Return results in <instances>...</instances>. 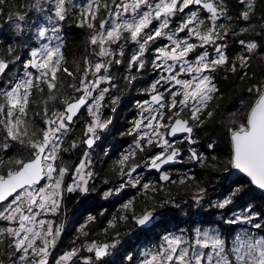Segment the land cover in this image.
<instances>
[{"label": "snow or ice", "instance_id": "6c2138e0", "mask_svg": "<svg viewBox=\"0 0 264 264\" xmlns=\"http://www.w3.org/2000/svg\"><path fill=\"white\" fill-rule=\"evenodd\" d=\"M8 2L0 0V21L17 42L9 37L0 46V264H108L121 221L150 225L157 208L171 202H157V193L195 181L168 170L185 162V153L187 162L225 174L222 196L209 199L198 182L192 196L218 219L165 235L138 259L127 255L129 264H264V213L242 204L247 191L232 179L239 173L264 191V73L251 71L264 59V12H257L264 0H26L6 11ZM68 21L87 33V54L74 69L64 51ZM149 70L155 77L143 90L148 98L136 102V118L123 133L132 141L110 167L119 183L106 179L110 186L98 191L108 200L136 188L150 208L138 214L134 200L123 203L103 230H115L108 242L88 239L96 219L89 216L71 247L56 255L65 232L56 218L68 194L97 190L93 152L113 123L106 112L119 101L117 81ZM218 76L245 84L239 107L220 112L229 143L224 164L198 150L196 134L220 110ZM77 152L78 160H65ZM144 169L158 179L145 180ZM220 225L238 230L229 239Z\"/></svg>", "mask_w": 264, "mask_h": 264}, {"label": "trees", "instance_id": "16d2710c", "mask_svg": "<svg viewBox=\"0 0 264 264\" xmlns=\"http://www.w3.org/2000/svg\"><path fill=\"white\" fill-rule=\"evenodd\" d=\"M26 0H9L8 4L5 5L6 11H16L17 4L24 3ZM231 3H234V0H230V6ZM257 12L258 14H261L264 12V5H261L258 3L257 5ZM69 23L73 24L71 21H68ZM67 22V24H68ZM74 28H71L70 31L67 30V36L64 38L66 45H65V56L68 60V67L70 69L75 68L74 62H82L80 59L82 56H85L87 54V40L85 41V35L87 36L86 30L77 28L73 24ZM0 27H2V30H0V46L6 45L9 42V37H12L11 42L16 43V38L12 36V32L9 29V27L3 26V22L0 21ZM23 39V37H22ZM257 39H259L257 37ZM233 51H235V47L233 48ZM17 71L20 69V65L17 64L13 71ZM251 71H254L257 73V75L264 73V59H257L253 63V67ZM116 74L120 75V70L116 71ZM155 76L154 73L149 70V72L144 73L143 75L137 76V78L130 83H124L122 80H118V83L120 84V87L124 89V92L128 95V101H126L127 105V111L125 114H123V117L121 120L118 121L117 125H115V131L114 133L109 137L108 144L114 148H126L131 142L129 136L123 135L124 132H126L131 127V121L135 119V112H137L136 108V101L133 100L134 97H137V101L142 100L141 94H143V90L148 87V85L151 83V81L154 79ZM217 82L221 88V91L223 93L221 104H220V110L217 112V114L214 116L212 120H210L207 124L204 125L202 130V135H200V139L203 141V144L205 146V155L211 158L212 156H216L221 164L226 163L229 156V143L228 138L226 136V128L222 127V117L220 116V112L224 111H235L239 105L237 104V101L242 93L243 88L245 87V84L241 82L239 86L236 85L235 79L232 76H229L227 80H224L218 76ZM134 93V97H131V94ZM144 95V94H143ZM132 111V113H131ZM131 113V114H130ZM209 143H215L214 149H207V144ZM115 151V149H114ZM20 152H23L21 149ZM115 153V152H114ZM73 153L66 154L64 156L66 161L74 160ZM190 175L195 177V181H190L188 184L185 185H168L163 192L157 193L156 195V201H162L164 199H170V201L175 200V205L179 204L181 209L182 203L184 201L189 200L192 196V192L196 189V183L198 182L200 186L207 187L208 188V198L215 200L222 196L225 193V187H224V180L222 177L225 175L223 172H215L212 171V169L208 166H200L197 164V169H194V172L189 174V172L184 173L183 176ZM232 179L234 181H237L239 183H243L245 186V189L247 191V195L244 198L243 203L250 204L254 209L260 210L262 213H264V192L258 191L255 189L252 185L248 184L247 178L245 176H242L240 174H234L232 175ZM151 195V194H149ZM188 199H184V197ZM181 199V200H180ZM184 199V200H183ZM134 207L137 211V213H140L144 207H150L152 204V201L148 199L147 196H145L143 193L139 196L135 197L134 201ZM205 204V208L202 206L200 208H197L196 210H192L191 213L188 215H185L187 218L183 217L182 221L183 223H179L174 226L173 229L168 230H175L176 228L182 229L181 226L184 224H189V227L193 228V226H197L200 222H210L212 220H216L219 217V213L216 212L215 215L212 213L215 212L214 209H210ZM176 208V206H175ZM72 209H74V206L72 204L69 205V211L72 213ZM160 213L167 215L168 217H173L172 219H176L175 221H180L179 217H181L180 213H176L177 210L173 213V209L169 206V204L166 207L163 208H157ZM180 209V208H179ZM180 211V210H179ZM89 213H93L95 216H98L96 219V222L92 224L94 228H101L104 224H107V215L100 216L98 208L92 207ZM110 216L108 219H110ZM112 219V217H111ZM130 220V219H129ZM190 221V222H189ZM121 224V222L119 223ZM126 226H120L118 227V230L120 232V238L124 239V243L126 246V252L127 255H132L134 258L138 259V253L139 249L141 248L139 240V237L137 235L133 238V233L135 232L134 227H130V221H127ZM166 226V224L164 225ZM186 226V225H185ZM184 227V226H183ZM222 232H224L229 239H231L236 231L238 230V226L230 228L227 225H220ZM179 229V230H180ZM94 233L93 231H91ZM115 232V230H114ZM113 232V233H114ZM164 232V231H163ZM73 238V237H72ZM72 238H68L69 241L72 240ZM151 238H157L160 239V236H151L150 238H147L146 240L150 241ZM152 246V245H150ZM146 245L145 247H150ZM123 262V263H122ZM120 263H111V264H129L126 258L123 259V261Z\"/></svg>", "mask_w": 264, "mask_h": 264}, {"label": "flooded vegetation", "instance_id": "af4514ba", "mask_svg": "<svg viewBox=\"0 0 264 264\" xmlns=\"http://www.w3.org/2000/svg\"><path fill=\"white\" fill-rule=\"evenodd\" d=\"M147 72H149V71H147ZM133 81H131V82H133ZM114 95H118L119 96L118 103L122 104V106L120 108V112L116 111V109L119 107L118 103L115 106V112H111L110 110L106 112L107 115H110L112 117V121H113V123L111 125V130L112 131L109 133V136H104V142L105 143H103V144L102 143H98V145H97V147H96V149L94 151L95 153H94L93 159H94V163H95V171L98 174L96 179H95V185H96V189L97 190L93 191L92 193H90L85 198V200H88V202L91 203V208L95 207V206L98 208L99 215H100L101 212H104V215H100V216H104L105 217V215H107V219L105 220V221H107V224H104L101 228L98 229V228H94L92 226V224H94L96 222V219H97L98 216H95L93 213H90L91 216L96 217V219L94 221H92L91 224L88 226V230L90 232L93 231V232H98V233H101V234H103L104 233L103 230L108 227V221L111 220V217L120 215V208H121V205L124 202H127L128 200H134L135 201V197L139 196L140 194H142V192H140L139 190L135 191L134 188H131L130 189L131 191L128 194H126V192H128V191L125 192V195H124V197L122 199H121V197L120 198L113 197V198H111V200H105V199L102 198V196L99 194V191H98V190L107 189L110 186V185H105L103 183V181L106 180V179L110 181L111 185L119 183L118 180H115L113 178V174L110 171V167L112 165V162L115 159H117L119 153L123 149H125L124 147H122L120 149L114 148V147H112V146H110L108 144L109 137L115 131V125H117L118 121L122 119L123 114H125V112L128 110L127 109V105H126V101H128V95H127L126 92H124V89L114 92ZM131 97H134V93L131 94ZM140 98H142V100H144V99H147L148 97L146 95L141 94ZM136 99H137V97L133 98V100H135L137 102V100H139V99H137V100ZM131 113H132V111H131ZM136 114H137V112H135V118H136ZM201 130L202 129H198L197 133H196L197 134V138L199 140L198 150L205 153V150H204L205 146L203 144V141L200 139V135L203 134ZM77 135H79V129H77ZM129 140L131 142L132 141V137ZM114 149H115V151H114ZM72 155L74 156V158H78L79 157V153L78 152L74 153ZM184 160H185V162H183V163H177V164H174V165H171V166L168 167V170L173 173V178L174 179L177 178L176 171L187 169L188 171H186L185 173H187V172L193 173L194 169H197V164L196 163L187 162V154L186 153H185ZM96 164H99V166H97ZM183 174L184 173H182V175ZM143 175H144V178L145 177H148V178L151 177L152 179H154V181L157 180L158 176H159V174L157 172H155L153 170H148V169H144ZM121 200H126V201L122 202ZM72 201L74 203H71ZM119 201H121V202H119ZM76 203H77V201L70 200V197H69V194H68V196H67V198L65 200L64 209L68 210L70 204H72L74 206V204L76 205ZM68 214H71L69 210H68ZM109 215H112V216H110V219H108ZM125 223L126 222L121 221V224H118V227L126 226ZM152 227H153V223H151L150 226L148 225V226H143V227H139V226L136 225V235L139 237L140 235H142L144 233V230L142 228L150 229ZM113 232H114V230H112V229L109 230V236H107L108 239L109 238L112 239V236L114 235ZM65 233H66V231L62 235L61 244H60L58 250L56 251V255H59L62 252L63 247L69 248L67 246L70 245V241L71 240L70 241H69V239L67 240V235ZM73 236H69L68 238H72ZM94 236L95 235L92 232L89 235V237H94ZM119 239L121 241V246L118 247L116 253L111 258L110 262L108 261V263H110V264L111 263H120L127 256V252H126V246L127 245L124 243V239L123 238H120V236H119ZM106 241H104V242H106Z\"/></svg>", "mask_w": 264, "mask_h": 264}, {"label": "rangeland", "instance_id": "374dc122", "mask_svg": "<svg viewBox=\"0 0 264 264\" xmlns=\"http://www.w3.org/2000/svg\"><path fill=\"white\" fill-rule=\"evenodd\" d=\"M35 19H36V16H35V14H33V20H35ZM70 26H71V28H74L73 24H71L69 22H68V24L66 23L64 25V29H63L64 38H66V36H67V30L70 31V29H69ZM85 38H86L85 39V41H86L87 40V36L86 35H85ZM83 57L84 56H82L80 59L82 60ZM15 71H17V69ZM116 71H118V70H116ZM118 104H119L118 105L119 107L116 109V111L120 112V108H121L122 104H120V103H118ZM111 131L112 130H111V126H110V130L102 136V140L100 142H98V143H102V144L105 143L104 142V136H109V133ZM94 153L95 152H93V156H94ZM19 154L20 155H26V153L24 151L20 152ZM66 154H69V153H66ZM78 158H74L73 161L78 160ZM94 165H95V163H94ZM96 165L99 166V164H96ZM186 171H188V170L187 169H183V170H180V171H176V174H177V178L176 179H179L180 177H183L182 173H185ZM232 175H234V174H232ZM144 179L145 180H153L154 181V179H152L151 177H149V178L145 177ZM130 189L131 188H128L123 193H121L120 195L113 196V197H115V198H120L121 197V199H122L124 197L126 191H128V192H126V194H128L131 191ZM134 189H135V191H138V189L137 190H136V188H134ZM195 191H196V189L192 192L193 193L192 196L195 194ZM192 196H191V198L189 200H187V201L185 200L184 203L181 204L183 209H181L179 204L175 205V203H177V202H175L174 199H173V201H171L169 203V206L173 209V211H172L173 213L177 210L176 213H180L181 214V217H179L180 221H175L176 219H172L173 217L170 218V217H168L165 214L159 213L158 209L156 210V212H155V221L153 222V227L150 228V229L142 228L144 230V233L139 236V240L141 241V243H140L141 248L139 249V252L143 248H145L146 245H148V246L152 245L153 246V245L158 244L162 240V238L165 235L169 234V233H179L181 230L191 231L192 227L191 228L189 227L190 223L189 224H184L183 225L184 227L181 226L182 229H180V227L178 229L176 228L175 230H168V229H173L175 225H177L179 223H183L182 218L183 217L187 218L185 215H188L189 213H191L192 210H196L197 208H200L193 202ZM69 197H70V200L77 201L76 205L74 204L75 207H74V209H72V213L68 214V210L64 209V205H63V209H64L63 214L60 217L56 218L58 222L59 221H63L64 222L65 231H66L65 234L67 235V240H68L69 236H73L74 235L73 236V238H74L77 235V231H76L77 228L81 224H84L87 221V218L89 216H91V214L89 212L92 209L91 208V203L88 202V200H85V198H86L85 196L76 195V194H69ZM113 197H110L108 200H111V198H113ZM185 198H186V196L184 197V199ZM186 199H188V198H186ZM121 201L123 202V201H126V200H121ZM121 201H119V202H121ZM71 203H74V202L72 201ZM64 204H65V202H64ZM175 206H176V208H175ZM203 207L205 208V204L203 205ZM147 208H150V207H147ZM144 209H145V207H144ZM129 221H130V227H134L135 228V232L133 233V238H134V236L136 235V223H135V221H133L131 219ZM90 224L91 223H88L87 230H88V226ZM165 224H166V226H164ZM165 227H167L168 229L165 228ZM89 233H91V232L89 231ZM94 235H95L94 237H88V239H90V240H98V241L102 240L103 242L106 241V240H107L106 242L111 240V238H109V239L107 238V236H109V234L105 235L104 233L101 234V233H98V232H94ZM152 235L153 236H155V235L160 236V239L151 238V239H149L150 241L146 240L147 238H150ZM120 246H121V241H120V244L117 246V248L112 250V255L109 256L108 258H106L107 261L110 262L111 258L114 256V254L116 253L118 247H120ZM67 247H71V244L68 245ZM67 249L68 248L63 247L62 252L67 250ZM62 252L60 254H62ZM84 255H89V254L88 253H84ZM108 264H110V263H108Z\"/></svg>", "mask_w": 264, "mask_h": 264}, {"label": "water", "instance_id": "95a60500", "mask_svg": "<svg viewBox=\"0 0 264 264\" xmlns=\"http://www.w3.org/2000/svg\"><path fill=\"white\" fill-rule=\"evenodd\" d=\"M175 164H177V163H175ZM174 165V164H173ZM169 166H171V165H169ZM169 166H167V167H169ZM236 174H239V173H236ZM243 176V175H242ZM255 189H257V190H259L258 188H256L255 186H253ZM259 191H261V190H259ZM261 192H264V191H261ZM151 225V224H150ZM149 225V226H150ZM148 226V225H147ZM139 227H141V226H139ZM60 244H61V241H60V243H59V245H58V248H59V246H60ZM58 248L56 249V251L58 250Z\"/></svg>", "mask_w": 264, "mask_h": 264}]
</instances>
